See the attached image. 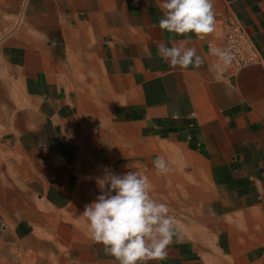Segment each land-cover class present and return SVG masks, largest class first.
I'll return each mask as SVG.
<instances>
[{
    "label": "crops",
    "instance_id": "obj_1",
    "mask_svg": "<svg viewBox=\"0 0 264 264\" xmlns=\"http://www.w3.org/2000/svg\"><path fill=\"white\" fill-rule=\"evenodd\" d=\"M214 11L200 39L162 31L155 0H0L1 264H117L81 215L105 168L148 176L177 219L148 264H264V0ZM229 18L259 62L213 67ZM185 39L201 67L160 58Z\"/></svg>",
    "mask_w": 264,
    "mask_h": 264
},
{
    "label": "clouds",
    "instance_id": "obj_2",
    "mask_svg": "<svg viewBox=\"0 0 264 264\" xmlns=\"http://www.w3.org/2000/svg\"><path fill=\"white\" fill-rule=\"evenodd\" d=\"M155 3L163 12L159 20L162 31L200 39L215 31L214 0H155ZM188 44V39L171 47L162 42L157 51L173 68L201 67L204 58ZM210 54L217 58L215 69L226 68L234 60L231 48H213ZM152 163L158 174L172 171L161 156ZM96 184L101 194L86 204L81 213L89 238L103 245L105 254L114 257L117 264L163 260L174 239L180 238V229L169 206L151 195L148 176L138 171L115 174L105 168L104 175L96 178Z\"/></svg>",
    "mask_w": 264,
    "mask_h": 264
},
{
    "label": "built area",
    "instance_id": "obj_3",
    "mask_svg": "<svg viewBox=\"0 0 264 264\" xmlns=\"http://www.w3.org/2000/svg\"><path fill=\"white\" fill-rule=\"evenodd\" d=\"M224 48H231L234 60L233 69H238L259 62V55L249 34L236 18H229L224 34ZM1 264V262H0Z\"/></svg>",
    "mask_w": 264,
    "mask_h": 264
}]
</instances>
